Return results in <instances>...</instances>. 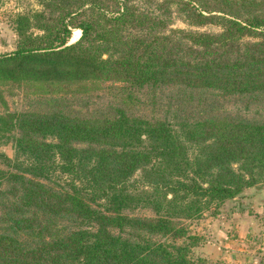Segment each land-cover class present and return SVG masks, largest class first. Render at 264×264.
<instances>
[{"label":"trees","instance_id":"trees-1","mask_svg":"<svg viewBox=\"0 0 264 264\" xmlns=\"http://www.w3.org/2000/svg\"><path fill=\"white\" fill-rule=\"evenodd\" d=\"M36 1L11 20L0 84L98 80L264 97V0ZM172 111L4 108L0 138L13 156L0 153V196L10 200L0 264H207L190 256L200 242L186 222L246 188L264 193V120Z\"/></svg>","mask_w":264,"mask_h":264},{"label":"rangeland","instance_id":"rangeland-1","mask_svg":"<svg viewBox=\"0 0 264 264\" xmlns=\"http://www.w3.org/2000/svg\"><path fill=\"white\" fill-rule=\"evenodd\" d=\"M39 8L36 0H0V54L14 48L13 16ZM172 22L182 26L177 20ZM77 36L74 29L70 41L76 40ZM0 90L4 101V105L0 102V112L4 108L9 111L61 110L88 117L102 114L109 106H117L139 117L170 118L172 110L199 108L215 114L264 120V97L221 96L211 91L183 95L172 87L131 90L120 82L98 80L53 84L5 82L0 84ZM0 153L9 158L13 156L10 140L0 138ZM9 202L5 196H0V229L6 226L2 218ZM133 214L151 215V212L136 209ZM235 223L239 225L235 227ZM186 224L200 242L190 248L191 257H203L207 264H264V193L259 187L244 189L240 197L227 200ZM218 230L231 235L221 242Z\"/></svg>","mask_w":264,"mask_h":264},{"label":"crops","instance_id":"crops-1","mask_svg":"<svg viewBox=\"0 0 264 264\" xmlns=\"http://www.w3.org/2000/svg\"><path fill=\"white\" fill-rule=\"evenodd\" d=\"M235 224H236L235 227H237L239 225L238 223H235ZM217 234H218L219 240L221 242H225L228 239V237H230V235H231V234L224 232L223 230H218Z\"/></svg>","mask_w":264,"mask_h":264},{"label":"bare ground","instance_id":"bare-ground-1","mask_svg":"<svg viewBox=\"0 0 264 264\" xmlns=\"http://www.w3.org/2000/svg\"><path fill=\"white\" fill-rule=\"evenodd\" d=\"M77 32H78V34H80V31L77 30ZM77 37H78V36H77Z\"/></svg>","mask_w":264,"mask_h":264},{"label":"water","instance_id":"water-1","mask_svg":"<svg viewBox=\"0 0 264 264\" xmlns=\"http://www.w3.org/2000/svg\"><path fill=\"white\" fill-rule=\"evenodd\" d=\"M69 42H72V41H69Z\"/></svg>","mask_w":264,"mask_h":264}]
</instances>
